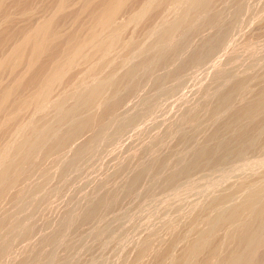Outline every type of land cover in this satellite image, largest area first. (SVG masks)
<instances>
[{"label": "rangeland", "instance_id": "374dc122", "mask_svg": "<svg viewBox=\"0 0 264 264\" xmlns=\"http://www.w3.org/2000/svg\"><path fill=\"white\" fill-rule=\"evenodd\" d=\"M36 1H34L33 8L29 13L31 16L26 15L27 19L17 10L15 11L18 13L15 14L14 9H12L16 15L14 16L13 14L14 18L17 16L21 17L15 18L16 20L13 18L15 24L17 22V25L14 24L15 26H13L12 21L10 24L12 26L9 25L10 30L22 26L19 24L26 26L29 22V25H31V22L32 24L37 23L48 13L47 9H50V7L44 9L45 2L49 1L51 3L53 0H43L44 2L38 0V5ZM77 1H71V4L73 2L72 5L76 7L69 4L67 11L68 20L64 17L65 21L67 20L66 22L63 21V18V20L61 19L62 21L60 20L61 24L59 21V24L62 26H59L61 30L67 31V29L71 30L74 27L80 29L79 25L82 24L80 22L85 20L86 16L83 17L85 13L83 12L84 14H82V11H80V2L82 4L83 1ZM140 1L136 0L135 2V0H131V3L128 5L129 8H124L123 12L120 11V14L118 13L114 23H112L113 26L118 23L117 25L120 27L115 32H119V34H115L118 38L114 35V32V36L111 35L113 38L110 35L108 36V33L112 32H109L108 28V32H106L107 29L102 30L99 37H96L97 40H91L92 42H87V40L88 45H85L87 44L85 42L82 45L79 44L81 48H78L79 46L77 45L73 50V52L76 51V54L74 53L75 56L71 51L69 64L65 61L67 58L63 59L65 63L62 61L64 64L62 63L61 66L66 65L60 68V70L63 69L61 70L63 73H60L61 71L59 70V74L56 73L53 75V78L52 74H50V77L48 75L47 79L38 87H41V89H34L35 91L33 90L27 96V100L29 99V101L26 100L27 103L24 101L25 105L23 106L20 104L22 108L18 106V110L16 109L18 112H13L17 116L13 119L16 123L9 119L11 116L7 118L12 121L11 124L14 123L15 125H10L9 120V123L6 120H4L5 122L3 121L4 123H1V126L5 125L4 128L0 127L3 132L0 135V138L2 137L0 139V165L2 166L7 161V157H11L12 153L10 151H13V145L22 137V134L26 132L29 126H32V124L43 125V122L44 125L48 124V122L51 123L59 110L67 108L69 105L71 107L73 105L72 102L75 103L76 98L78 97L79 99L84 91L89 88L87 86L92 87L96 82L103 80L105 82L104 87H106L94 99V104L88 109L89 113L86 111L93 116L90 118L91 122L94 121V125L91 123L89 128L83 130V133L81 131L75 134L77 137L73 135L66 145L62 147L64 151L60 148V150L43 154L42 150L49 143L47 141L45 147L42 145L44 147L42 150H39L41 149L39 148V152H35V155L30 156L32 158H28L29 160L31 159L30 162L26 159L29 163H21L17 166L20 168L16 167L17 169H21V172L17 171L16 173H20L22 178L18 183H15L16 186L14 184L9 187L0 197V201L3 200L0 202V218L3 220V224L0 225V250L5 251L0 256L2 258L0 259V264H17L22 260H25L24 264H61L62 262V264H149L150 262L152 263L150 259L152 260L153 251L162 247L165 240L171 236L173 229L175 230L187 218V210L193 209L192 206L196 202L199 204L202 200H206L209 195L211 196L219 192V190L221 191V187L223 188L237 179L241 180L250 177L249 179L253 181V188L257 191L260 189L258 191L259 194L264 196V189H262L264 187V149L260 153H247L243 158L244 160L231 161L225 159L223 164L221 163V165L219 164L214 168L198 169L199 171L194 170L192 172L194 175L180 176V179L174 181L175 184L169 176L176 169V171L182 169L185 163H187L190 156L188 152L192 151V146L201 137V133L199 132V134H194L196 137L189 138L190 140L187 137L192 129L190 127V129L188 128L189 130L185 129L188 126L186 122L188 119L186 121L185 119L189 117L193 108L202 106V103H204V112L207 113V109L213 104V96L235 78L247 73L243 70L247 71L246 68H248V72H254L260 70L263 66L264 0H219L214 4V9L217 10V14L219 13L217 15L218 22L216 21L215 25L211 26L208 24L210 27L207 25L206 19L208 13L203 10L201 4L205 0H200V6L198 0L194 1L191 4L192 8L187 7L190 5L191 0H175L172 2L173 4L167 2L164 7H159L154 14H151L154 9L153 7H155L152 3L156 1L148 0L143 7L142 5L140 6ZM43 3L44 6L41 9L40 6ZM77 6L79 10H76L80 11L77 13H81L84 18L82 21L79 14L81 21L76 19L79 25L74 18L76 17L75 11L72 13L69 11L70 8L71 10L73 7L78 8ZM73 13L74 15H72ZM69 17L72 19L70 20ZM176 18H179L183 22V25L179 28H174L169 37H162L160 32L166 29ZM72 25L75 26L73 27ZM9 26L7 25V29ZM195 27L196 29H194ZM192 30L195 32L193 33ZM186 33H189L187 34L189 35L188 38ZM210 33L213 35H210ZM208 34L209 36H213V39H210V43H206L204 46L205 50H203L208 51L206 49L212 47L208 51L210 53L205 52L206 55H203L204 53L201 50L195 57H190L191 61L189 58V61L185 62L187 55L194 48V45L199 44V41ZM101 35L102 38L104 36L105 39H110V42L115 37L118 41L121 38L119 42L114 39L115 42L111 44L112 50L110 49L108 54L104 55L105 57L101 56L100 52H97V54H92L91 52L93 45L97 44L93 42L102 41ZM184 36H186L187 40L182 48L169 59L170 62L167 61L160 64V66L154 65L157 60H154L157 53L160 54V51H167L164 49H171L174 43L180 42L181 37V40L185 39ZM98 38L101 39L98 40ZM161 39L163 40L161 41ZM214 40L217 41H215L216 44L212 42ZM161 45L165 46L161 47ZM77 49L82 50H79V52ZM77 52L79 53L77 54ZM199 54H202V56ZM151 55H154V57ZM139 62L140 65L146 64L142 65L143 67L138 65V69L133 70L134 74L132 73L128 77L129 79H124L120 83L118 92V88L114 91L115 87L113 86L117 85L119 81L118 76L121 77L122 73H125L124 71L129 70L132 65L135 67ZM65 67L68 68L65 70ZM224 67L227 68V72ZM214 71L216 72L214 73ZM223 71H225L226 76ZM217 72H219L218 77ZM213 74L216 75L213 76ZM160 76L165 77H162V80H156ZM56 77L58 79H55ZM215 78L219 81H215ZM47 82L50 84H47ZM256 87V85H253V88ZM75 91L77 94L80 93V95L78 94L76 97ZM38 93L41 95H38ZM31 94H33V97ZM74 99L75 101H72ZM108 99L117 102L112 114L113 117H111L112 119L110 118L109 120L107 119L108 121H105V126L95 136L96 138L90 143V147L77 156L78 146L83 143L86 137L88 138L92 136V133L96 132L99 117L101 116L100 109L103 110V107L109 101ZM97 110L100 116H98L99 114L97 115ZM204 112L201 114H205ZM80 113L78 112L79 115L75 113L68 121L65 120L63 125L60 124L63 127L57 126L54 134L56 135L57 133L58 135L72 120L80 118L82 116V113ZM202 115L201 119L207 114ZM95 116H98V118H95ZM13 117H15V114ZM262 126H264V123ZM92 129L96 130H93V132ZM180 129L181 133H183L182 136L185 133L187 136L184 135L182 137L177 134V132L180 133ZM1 131L0 133H2ZM174 144L175 146L177 144V148L182 146L181 149L177 150ZM171 145L173 146L170 147ZM173 147L176 152H174ZM170 149L171 152H169ZM41 151L42 153H40ZM164 152L173 154H163ZM155 153L157 154L155 155ZM161 154L165 158L169 157V160L157 156ZM179 155H181L182 161L179 159ZM2 156L6 157L2 158ZM187 157L188 159L185 160ZM155 158H157V164L159 165L156 164L155 168L157 169L161 166L163 169L160 167L161 169H157V173V170L153 168L152 173L154 177L151 172V175L148 174L151 176V179L149 176L143 175L139 180L140 183L134 186L135 188L133 187L128 193L123 192L122 184L124 185L135 172V167L137 168L139 164L150 161V159L153 161ZM175 159H179L180 163ZM174 163H178V168ZM179 165H182V167L179 168ZM167 173L170 174L166 175ZM164 175L170 180L167 181L166 176V179L163 177ZM15 176L17 175L15 174ZM110 192L116 194V198L112 203L101 205L90 218L80 220L79 217L84 207L89 203L88 201L96 198V196L99 197V195L106 196ZM240 197L241 194L237 197L236 201ZM195 209L188 210L187 214L190 215ZM9 234L11 237L7 240L6 236H10ZM13 236L17 237L14 238ZM155 237L158 239H155ZM5 239L6 241H11H9L10 245L4 243L6 242ZM146 240H149L151 251H148L146 255L140 256L136 252H138L139 246ZM1 246L3 247L1 248ZM5 246L7 250L3 249ZM139 257L142 258L140 259ZM171 258L173 259V254L169 252L165 263H172Z\"/></svg>", "mask_w": 264, "mask_h": 264}, {"label": "bare ground", "instance_id": "6f19581e", "mask_svg": "<svg viewBox=\"0 0 264 264\" xmlns=\"http://www.w3.org/2000/svg\"><path fill=\"white\" fill-rule=\"evenodd\" d=\"M34 1L35 0H0V127L1 128L2 127L4 128V126H5L4 124L1 126V123L5 122L4 120L8 121L9 119H11L13 122H15L13 119H15L17 116H16V113H14L15 117H13V115H14L13 112H18V111H16V109L21 107V105L22 106L25 105L24 101L27 100L28 94L32 93L34 89L36 90L41 85V83H43L45 81V79H47L48 75L50 77V74H52V78H53V75H55L56 73L59 74L58 71L60 70V68L62 66H66V65L61 66V64L63 62L65 63V61H67V63L69 62V60L71 58L70 57L71 51L74 55V53L76 51L73 52V50H74V48L77 47V45L79 46V44L82 45L84 42L87 43L91 40L92 41L97 40L96 37H99L102 30H104V29H107L106 32H108V28H109V32L112 31V32H110V34L108 33V36L110 35V37H112V38L115 34H119V32L115 33L117 29H120L119 25H117L118 23H116V25L114 24V26L112 25V23H114L118 13L120 14V11L123 12L124 8H127V7L129 8L128 5H129V3H131V0H82L83 1L82 4L80 2V8H81L80 11H82L81 12L82 14L85 13V15L83 16V15H81V13H79V14L81 15L82 21L84 20L83 17H85V16L86 17L84 20L85 22L84 21L80 22L82 24L79 25L78 21L76 20V19H79V21H81L79 18L80 15L77 13L80 11L76 10V9L79 10V7H78L79 5L77 6L78 8H75L76 6L72 5L73 2L71 4L72 0H53L54 2L52 1L51 2L52 4L49 1L48 2L46 1L45 6L43 3V4H41L42 6H40V8L43 9V6H44V9L45 8L47 9V7H50V9L49 10L47 9L48 13L46 12L47 14L44 15L37 23L32 24V22H31V25H29L30 22L28 21L29 22V23L27 22L28 25L26 24V26L25 25L23 26V24H19L22 26H19V28L16 26L17 29H11L10 30V26L17 25V22L15 24L14 20H16L17 17H19V18L21 17V16H17V17H15L16 18L15 19L13 17V14L14 13L17 14L19 12L20 14L24 15V17H26L27 14L29 16H31L29 13L31 12V10L33 8ZM41 1L44 2L43 0H41ZM154 1H156V2L155 3L151 2L155 6V7H153L154 9L152 8L153 10H152L151 14H154V12L157 11V9L159 7H162V6L164 7V5L167 2L168 3L171 2V4H173L172 2H174L175 0H154ZM194 1H196V0H191L190 1L191 3H189L190 5L187 7L192 8L191 4H193ZM201 1H203V0H201ZM201 1L198 0L199 6H200ZM217 1H219V0H205V1H203V3H201L203 10H205L208 13V16H206L207 25L208 24L210 26L215 25L216 21L218 22L217 15H219V13L217 14V10L214 9V4ZM37 2H38V0L36 1V4H37ZM135 2H136V0H135ZM140 2H139L140 6L142 5V7H143L145 5V3L148 2V0H141ZM49 3H50V6H49ZM69 4L72 6H75L72 8V10L70 8L69 11L71 13L75 11L76 17H74V18H75L76 22L78 23V25L80 26V29H78L77 27H74L75 25H72L74 28H71V30L67 29V31L66 30L63 31L60 29L59 26H61L60 24H61V21L63 19H64L63 21H65V18L66 19L68 18L67 11L69 9L68 8ZM147 5H149V4H147ZM216 6H217V4H216ZM36 8H37V6H36ZM74 8H75V10H73ZM155 8H156V10H155ZM12 9H14V11L17 10L18 12L17 11L14 12V11H12ZM142 10H143V8H142ZM135 12H137V11H135ZM15 14H14V16H16ZM77 14H78V17H77ZM72 15H74V13ZM121 15H123V14H121ZM149 16H150V14H149ZM13 18H14V20H13ZM26 19H27V17H26ZM69 19H70V17H69ZM12 21H13V24L10 25L12 23ZM59 21H60V24H59ZM77 23H75V24H77ZM24 24H25V22H24ZM73 24H74V22H73ZM120 24H123V23H120ZM7 25L8 26L10 25L8 29H7ZM182 25H183V22L179 18L178 19L176 18V20H173V22L166 29L162 30L160 33H161L162 37H164V36L169 37L172 30H174V28L175 29L179 28ZM157 28H159V27H157ZM194 29H196V27ZM197 29L199 30V28H197ZM211 31H213V30H211ZM106 32H104V33H106ZM113 32H114V35H113ZM157 32H158V30H157ZM194 32L195 31H193V33ZM189 33H186V35ZM214 33H215V30H214ZM217 33H219V32H217ZM158 34H159V32H158ZM211 34L212 33H210V35ZM111 35H113V36H111ZM188 36L189 35H187V38H188ZM116 37L114 39L116 41H118V39H117L118 37L117 38ZM185 37L186 36H184V38ZM212 37L213 36H209V34L206 35L204 38L202 37L203 39L201 38L202 40L199 41L200 43L197 44L196 46L194 45V48L187 55L185 62H187V60L189 61L190 57H193V56L195 57V55H197L201 50L204 53L203 55H206L205 52H208L209 49H212V47L209 49H206L208 51H204L205 50L204 46L206 45V43H208L210 41V39ZM101 38H102V35H101ZM101 38H98V40H100ZM181 38L179 40L180 42L177 41L176 43H174V45L172 47L170 46L171 49H164L167 51H165V52L160 51L159 52L160 54L157 53L155 56L156 58L155 59L153 58L154 60L157 59L155 61L154 65L160 66V64H163V63L169 61V59L172 56H174L182 48L185 41L187 40V38L182 39V40H181ZM114 39H111V42H110L109 41L110 39L109 40H108V38L105 39L103 36V38L101 39L102 41L93 42V43H97V44H94L93 47L91 46L93 48L91 51L92 54H97V52H100L99 54L101 56L105 57L104 55L108 54V52L111 49L112 42H115ZM120 39H119V41H120ZM162 40L163 39H161V41ZM216 40H214L212 42L215 43ZM171 43H173V42H171ZM113 44H115V43H113ZM85 45H88V43ZM94 46H95V48H94ZM129 46H130V44H129ZM162 46H165V45H161V47ZM78 48H81V47L79 46ZM82 49H84V48H82ZM82 49H79V50H82ZM79 52H77V54ZM208 53H210V52H208ZM73 55H72V57H73ZM199 55L202 56V54H199ZM151 56L154 57V55H151ZM196 57H198V56H196ZM66 58H67V60L64 61L63 59H66ZM98 58H99V56H98ZM91 59H93V58H91ZM190 61H191V58H190ZM71 62H74V61H71ZM145 64H142V65L144 66ZM70 65H72V64H70ZM135 65H136V63H135ZM138 65L143 67L142 65H140V62L135 66L137 68H135L134 65H132V67H133L132 68L131 64H130L131 68H129V70H127V71H124L125 73H122L121 77L118 76L119 81L117 82V85L116 86H113L114 84L112 85L113 87H115L114 91H116V89L118 88L117 89V92H118L119 87H120L119 86L120 83L122 81H124V79L126 80L128 77H130L132 75V73L134 74L135 69L137 70L139 67ZM245 66H243V67H245ZM250 66H251V64H250ZM67 68L68 67H65V70ZM224 68H225V70L227 69L226 67H224ZM152 69H153V67H152ZM246 69H247V71H245V70H243V71L247 72V73H244V74L240 73L241 75L240 76L238 75L239 76L238 78H235L232 82H230L228 85L223 87L220 91H218L213 96V98H212L213 104H212V106H210V104H209L210 107H209V109H207V111H208L207 113L204 112V110H205V107L203 106L204 103H202V106H199V107L196 106L197 108H195V109L192 107L193 110L191 111L189 117H186V119H185V121L188 119L186 121L188 126L185 129H188L190 127L192 129V131L189 133V136H187L185 132H184L185 133L184 135H186L188 137V139L189 138L192 139L194 136L196 137V135H194V134L199 132V133H201L200 134L201 137L200 138L198 137L199 139H197L194 146H192V151L188 152L190 155L189 159H188V157L185 158V160L188 159L187 163H185V161H184L185 165L183 164L184 165L183 167H182V165L181 166L179 165V168L182 167V169H180L178 171H176L177 170L176 169L175 171H173V173H171V174L167 173L166 174V175L170 174L169 176H170L171 180L173 181V183L177 179H180L179 178L180 176H183V175L187 176L189 174H193L192 172L194 170H198V169L200 170L203 168L209 169L210 167L214 168L215 166H218L219 164L221 165V163L223 164V161L225 159H228L231 161H237V160L243 159L244 156L249 152H251V153L259 152L260 153L264 149V128H263L264 126H262V124L264 123L263 122V120H264V113H263V111H264V63H263V66L261 67L260 70H257L254 72H248V68H246ZM61 70H63V69H61ZM241 71H242V69H241ZM215 72L216 71H214V73ZM226 72H227V70H226ZM60 73H63V71H61ZM172 73H174V72H172ZM218 73L219 72H217V77L219 75ZM223 73H225V71H223ZM215 75L213 74V76H215ZM62 76H63V74H62ZM157 76H159V75L157 74ZM225 76H226V73H225ZM162 77L164 78L165 76L157 77L156 80H159ZM55 79H58V78L56 77ZM50 80H52V79H50ZM101 80H103V79H101ZM214 80L216 81L218 79L215 78ZM48 83L49 82H47V84ZM107 84H108V81H107ZM43 85H45V84H43ZM104 85H105V82L103 80V81L96 82V84H94L92 87L87 86V87H89L88 89L85 87V89H87V90H85L83 94L81 93L82 95L79 97V99H78L77 95L78 94L80 95V93L77 94V92L75 91L76 92L75 96L77 98H76V101H75V99L72 100V101H75V103L72 102L73 105H71V107H69L70 106L69 105L67 108H64V109H62L63 107L60 108L62 110H59L58 114L55 116L54 120L51 123L48 122V124L44 125V122H43V125H33L32 124V126H29V127L27 126L28 128H27L26 132L24 134H22V137L19 140L16 139L17 142L15 145H13L14 146V149H12L13 151L9 150L12 153L11 157L5 154L9 151L4 153L6 156H8L10 158L8 159V157H7V159H6L7 161H5L2 166L0 165L1 166L0 167V197L5 193V191H7V189L9 187L13 186L15 183H18V181L22 178V175L20 173H18V174L16 173L17 171L21 172V169H17L20 167H17V166L21 163L28 162V160H29L28 158H32L30 156L31 155L33 156V154L35 152H39L38 151L39 148H41L39 150H42V148H44L46 146L47 141L49 143L44 148V150H42L43 154L51 153L55 150H60V148L64 147V145H66L67 141L73 135H75L81 131L83 133V130H86L87 128H89L90 127L89 125L91 123H93V125H94V121L91 122V118H90L93 116L91 114H88L89 113L88 109L90 106H92V104H94L93 103L94 99L96 97H98V95L100 93H102V90L106 87V86L104 87ZM253 85H256L257 87L253 88ZM38 89H41V87ZM111 89H112V87H111ZM114 91H113V93H114ZM116 93H115V95H116ZM32 95L33 94H31V96ZM38 95H41V94L38 93ZM37 96H36V98H37ZM75 96H74V98H75ZM103 97L105 98L104 95H103ZM36 98H34V99H36ZM105 100H106V98H105ZM111 100H113V99H111ZM114 100H115V98H114ZM114 100L113 101H110V100L107 101V103L103 107V110L100 109L101 112L99 110V112L101 113V116L97 110V115L99 114L98 116H100L98 124H97V130L92 129V131L96 130V132L93 131L94 133H92V136H90L88 138L86 137V139L83 141V143L78 146V149L76 152L77 156H79V154H81L83 151H85L86 149H88L90 147V143L92 141H94L93 139L96 138L95 136H97L98 132L101 131V128L103 126H105V123H106L105 121H108L111 117H113L112 114L114 113V109L117 105V102L116 101L114 102ZM27 101H29V99ZM27 101H26V103H27ZM31 101H32V99H31ZM210 102H211V100H210ZM26 105H28V104H26ZM63 106H65V105H63ZM78 112L82 113V116H80V118H77L76 120H72L71 123L65 129L61 128L63 131L61 133H58V135L56 132H55L56 135L54 134V131H55V129H57L56 128L57 126H60V124L63 125L64 124L63 122H65V120L68 121V119L70 117H72L75 113L78 114ZM202 112L205 113L203 115L207 114L206 115L207 117L204 116V118H202L204 120H202L200 118L202 115L201 114ZM92 113H93V111H92ZM76 115H75V118H76ZM9 116H11V118L7 119ZM98 116H95V118L96 117L98 118ZM77 117H79V116H77ZM182 117H185V116H182ZM205 117H206V119H205ZM72 119H74V118H72ZM9 121H8V123H9ZM12 121H10V123H9L10 125L14 124V123L11 124ZM8 123H5V124L9 125ZM62 125L60 127H63ZM185 126H186V124H185ZM95 127H96V125H95ZM59 128H58V130H59ZM181 129L179 131L180 133H181ZM5 130H6V128H5ZM183 130H184V128H183ZM0 131H1V129H0ZM85 133H87V132H85ZM180 133L177 132V134L182 136L183 133H181V134ZM1 134H3V132L0 133V135ZM53 134H54V136H53ZM51 135H52V139L50 140ZM90 135H91V133H90ZM75 136L77 137V135H75ZM83 136H85V135H83ZM168 141H170V140H168ZM0 144H1V142H0ZM3 144H5V143H3ZM10 144H11V142H10ZM42 145H44V147ZM172 146L173 145H171L170 147H172ZM174 147L177 148L178 147L177 144H176V146L174 144ZM174 147H173V149H174ZM179 147L180 148H177V150L181 149L182 146H179ZM167 148H169V147H167ZM42 151L40 153H42ZM62 151H64V149ZM169 152H171V149ZM174 152H176L175 149H174ZM263 152H264V150H263ZM165 153H167L168 155L173 154V153H168V152H164L163 154H165ZM156 154L157 153H155V155ZM167 154H166V156H167ZM157 156H160V158L163 157L162 154L157 155ZM157 156H155V157H157ZM179 156H180L179 159L182 161L181 155H179ZM3 157L4 156H2V158ZM157 158H155L153 161H152V159H150V161L139 164L137 166V168L135 167V169H136L135 172L131 176L129 175L130 178L127 180V182L124 185L122 184V191L126 192V193L130 192L132 190V188L137 183H140L139 180L141 179V177L143 175H145V176L147 175L151 179L150 175L152 173V169L154 168L155 170H157L161 167L160 166L157 169L155 168V165L158 162ZM163 158L166 159L167 157L166 158L163 157ZM183 158H184V155H183ZM248 158H250V157H248ZM26 159H28V160H26ZM179 159H177V160L175 159V160L178 161ZM171 160H172V158H171ZM22 161H24V162H22ZM30 161H31V159L29 160V162ZM227 161H225V162H227ZM172 162H173V160H172ZM261 162H263V161H261ZM161 163H163V162H161ZM165 163H166V161H165ZM1 164H2V162H1ZM177 164H175L176 167H177ZM160 165H162V164H160ZM204 170H207V169H204ZM211 170H214V169H211ZM13 172L17 176H15V174ZM22 173H24V172L22 171ZM154 173H156V172L154 171ZM157 173H158V170H157ZM202 173H203V171H202ZM148 174H150V175H148ZM252 174H254V173H252ZM166 175H164L163 177L165 178ZM23 176H24V174H23ZM152 176L154 177L153 173H152ZM249 176H250V174H249ZM189 177H191V176H189ZM166 178H167V176H166ZM202 178H204V177H202ZM249 178L247 177V178L241 179V180L237 179V180L229 183L225 187H223V188L221 187V191L219 190V192L212 194L211 196L209 195V197H207L206 200L201 199L202 200L201 203L197 204L198 202H196V204H193V206L191 205L193 207V209H188V210L191 211V210H194L195 207H197L195 209V211L191 212L190 215H188L187 214L188 210H187V213H186L187 218L181 224H179L175 230L173 229V232L170 231V232H172V234L170 237H168L165 240L164 245L162 247H159L153 251L152 260L149 258L150 261H152V263L151 262L150 263L151 264H164L166 262V258L168 256V253L170 252L173 254V259L171 258L172 263H170V264H264V196H261V194H259L258 191L260 189L257 191L256 189L253 188V186H254L253 181L250 180ZM251 179H252V177H251ZM166 180L168 181L170 179L167 178ZM166 180H165V183H166ZM254 182H256V181H254ZM162 184L164 185V183H162ZM15 186H16V184H15ZM171 187H172V184H171ZM256 188H258V187H256ZM259 188H260V186H259ZM262 189H264V187ZM240 194H241V197L238 198V200L236 201L237 197L240 196ZM126 196H124V197H126ZM115 198H116V194L114 192H110L106 196H100L99 195V197L96 196V198L91 199L90 201H88L89 203L87 202L88 204L86 203L87 205L84 207V209H83V211L79 217L80 220H86V219L90 218L92 215H94V213L98 210V208L101 205H103L105 203H112L115 200ZM2 201H0V202H2ZM117 204H118V202H117ZM1 224H3V220L0 218V225ZM22 234H23V232H22ZM7 236H6V239L8 240L11 237V235L8 236V238H7ZM165 236H167V235H165ZM16 237H14V238H16ZM51 238H52V236H51ZM6 239H5V241H6ZM143 239H146V238H143ZM149 239H150V237H149ZM155 239H158V238L155 237ZM34 240H35V238H34ZM9 241H6L7 243L4 241L3 242L5 244L10 245L11 241L10 242ZM5 244H3V245H5ZM2 247L3 246H1V248ZM150 248L151 247L149 244V240H146L139 246L138 252H136V253L139 254L140 256H143V254L146 255L148 253V251L149 252L151 251ZM3 249L7 250L6 246ZM4 252L5 251H1L0 256ZM149 257H150V255H149ZM0 259H2V258H0ZM168 260H169V258H168ZM24 263H25V260H22L17 264H24Z\"/></svg>", "mask_w": 264, "mask_h": 264}]
</instances>
